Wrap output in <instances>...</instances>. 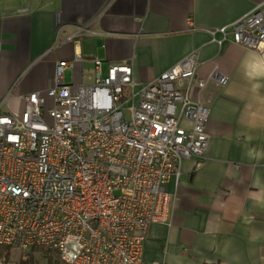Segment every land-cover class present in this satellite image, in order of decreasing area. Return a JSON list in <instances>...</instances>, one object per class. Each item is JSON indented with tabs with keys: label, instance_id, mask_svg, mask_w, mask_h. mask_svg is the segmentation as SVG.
Returning <instances> with one entry per match:
<instances>
[{
	"label": "built area",
	"instance_id": "built-area-1",
	"mask_svg": "<svg viewBox=\"0 0 264 264\" xmlns=\"http://www.w3.org/2000/svg\"><path fill=\"white\" fill-rule=\"evenodd\" d=\"M209 35L263 50L264 2ZM80 58L57 62L44 94L21 98L22 113L0 111V246L54 249L65 264H146L149 228L169 216L165 185L184 160L205 161L210 82L227 78H196L192 52L146 84L129 64L101 77L97 59L91 85L65 83Z\"/></svg>",
	"mask_w": 264,
	"mask_h": 264
},
{
	"label": "crops",
	"instance_id": "crops-1",
	"mask_svg": "<svg viewBox=\"0 0 264 264\" xmlns=\"http://www.w3.org/2000/svg\"><path fill=\"white\" fill-rule=\"evenodd\" d=\"M264 0H0V111L52 85L55 64L81 58L64 81L94 82L129 64L146 84L195 52L196 78L213 90L205 161L184 160L165 185L169 216L143 244L146 264H264V49L219 47L209 31ZM79 28L87 31L77 34ZM197 88L192 98L197 99ZM0 264L1 261H0Z\"/></svg>",
	"mask_w": 264,
	"mask_h": 264
},
{
	"label": "rangeland",
	"instance_id": "rangeland-1",
	"mask_svg": "<svg viewBox=\"0 0 264 264\" xmlns=\"http://www.w3.org/2000/svg\"><path fill=\"white\" fill-rule=\"evenodd\" d=\"M26 253L28 254L25 255V258L30 254L33 256L34 264H65L61 260L59 252L54 249L38 247L30 249ZM22 254L17 249L0 246V261L2 257L6 259L5 262H1L2 264H20Z\"/></svg>",
	"mask_w": 264,
	"mask_h": 264
},
{
	"label": "trees",
	"instance_id": "trees-1",
	"mask_svg": "<svg viewBox=\"0 0 264 264\" xmlns=\"http://www.w3.org/2000/svg\"><path fill=\"white\" fill-rule=\"evenodd\" d=\"M27 254L28 253H23L22 254V258H21L20 264H34L35 259L33 258V256H31V254L28 255L27 258H25V255H27ZM1 259H2L1 262L2 261L5 262V260H6L4 257H2Z\"/></svg>",
	"mask_w": 264,
	"mask_h": 264
}]
</instances>
